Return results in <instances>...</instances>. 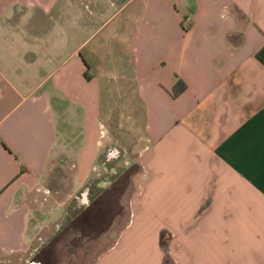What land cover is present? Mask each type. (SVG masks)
Returning <instances> with one entry per match:
<instances>
[{"label":"crops","instance_id":"1","mask_svg":"<svg viewBox=\"0 0 264 264\" xmlns=\"http://www.w3.org/2000/svg\"><path fill=\"white\" fill-rule=\"evenodd\" d=\"M113 147L138 173L73 216ZM93 233L92 264H264V0H0V264Z\"/></svg>","mask_w":264,"mask_h":264},{"label":"rangeland","instance_id":"2","mask_svg":"<svg viewBox=\"0 0 264 264\" xmlns=\"http://www.w3.org/2000/svg\"><path fill=\"white\" fill-rule=\"evenodd\" d=\"M71 126L74 128V130H79L83 128V119L78 118V117H73L72 119V124ZM127 154L125 153L124 150L118 149V148H108L103 152L101 155V159L99 162V165H96L94 167V171H92V175L87 181V184L84 188L88 187V192L86 193L87 195H84L81 197L80 192L77 191L76 193H73V196L71 198H66L68 199V204L70 207H73V216L79 214L81 212V206H86V205H91L96 198H98L97 193L98 191H102L105 189H110L112 184L114 182H120L121 186L123 185L124 178L122 177L123 175L125 176L127 172L131 175H134L135 173H138V169L136 166H134L135 162L134 159L132 161L130 160L129 157L126 156ZM61 164V163H60ZM125 173V174H124ZM72 175H73V169L69 164L63 165V166H58L54 171L51 173V178L53 180L51 181V185L55 186L56 188L60 189H66L67 188V193L70 190H73V185L78 186L76 183L74 184L72 180ZM123 178V179H122ZM129 180V179H128ZM128 183L126 182V185L128 187ZM132 183L130 187L126 190V195L128 196L129 194L131 195L132 192ZM122 188V187H121ZM124 190V188H123ZM78 195V196H75ZM125 195V196H126ZM60 196V195H59ZM57 198H60V197ZM126 196V197H127ZM65 199V197L61 198ZM125 203V199L122 200V205ZM83 204V205H81ZM123 207L118 205V207H115L114 209L117 210V213L114 217V220L118 217V220H122L124 216V211L122 209ZM90 213L88 216L90 217ZM98 234V233H97ZM95 233L89 236V241H87L86 246L83 245L82 249L79 248L76 249V254L72 256L71 260H66L63 261L61 264H92L94 258L106 247H108V239H112L113 235L111 236V233L105 234V240L104 244H102V239L97 240L98 236ZM111 236V237H110ZM81 249V250H80ZM78 250V251H77ZM74 252V253H75ZM79 252V253H77ZM68 254V253H67ZM68 256H71L68 254ZM30 263H36L40 264L38 261L36 262H30Z\"/></svg>","mask_w":264,"mask_h":264},{"label":"trees","instance_id":"3","mask_svg":"<svg viewBox=\"0 0 264 264\" xmlns=\"http://www.w3.org/2000/svg\"><path fill=\"white\" fill-rule=\"evenodd\" d=\"M185 89H186L185 84L182 81L177 80L172 88V98L173 99L177 98L185 91Z\"/></svg>","mask_w":264,"mask_h":264},{"label":"built area","instance_id":"4","mask_svg":"<svg viewBox=\"0 0 264 264\" xmlns=\"http://www.w3.org/2000/svg\"><path fill=\"white\" fill-rule=\"evenodd\" d=\"M30 264H33V263H30Z\"/></svg>","mask_w":264,"mask_h":264},{"label":"flooded vegetation","instance_id":"5","mask_svg":"<svg viewBox=\"0 0 264 264\" xmlns=\"http://www.w3.org/2000/svg\"><path fill=\"white\" fill-rule=\"evenodd\" d=\"M33 264H36V263H33Z\"/></svg>","mask_w":264,"mask_h":264}]
</instances>
